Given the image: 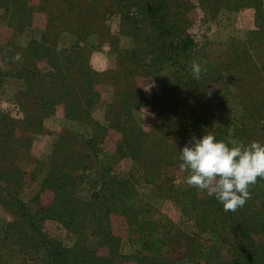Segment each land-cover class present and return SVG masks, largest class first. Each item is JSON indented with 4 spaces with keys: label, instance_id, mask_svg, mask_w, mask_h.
Masks as SVG:
<instances>
[{
    "label": "trees",
    "instance_id": "obj_1",
    "mask_svg": "<svg viewBox=\"0 0 264 264\" xmlns=\"http://www.w3.org/2000/svg\"><path fill=\"white\" fill-rule=\"evenodd\" d=\"M63 1L69 8H62ZM233 1L226 0L225 7L230 10L241 8L240 12L245 9L251 11L250 21L254 25L249 29L251 36L239 43L244 51L241 56L253 59L252 50L261 49L264 52V2L235 0L240 5L234 6ZM39 2L22 0L19 9L12 11L7 23L14 29L22 30L31 24L34 12L42 15L44 27L39 39H30L28 47L15 49V53L11 52L14 50L11 45H5L0 57V65L3 66L0 71L2 68L8 70L3 64L8 67L15 65L21 74L29 64L24 59L37 57L34 66L35 73L38 69L39 74L35 76L43 83L39 99L44 103L39 109L55 108L60 104L63 107L62 117L87 124L90 133L82 138L83 156L70 148L60 151L66 139L59 136V145L53 147L48 157L47 174L39 184L38 195L28 203H23L18 196L25 186L24 180L20 179L22 174H19L20 177L13 175V180L7 179L0 196L3 205L12 209L15 220L5 226L0 236V248L6 250L5 240L9 236H17L18 242H9L14 247L9 250L12 254L4 264L15 263L16 257L19 260L17 264H264V179L258 178L256 184L250 186L251 198L243 207L235 212H225L222 205L207 196L206 192L189 186L177 188L171 183L172 179L165 176L168 188L164 200L169 203L166 208L169 213L161 212L153 204L139 198L136 189L138 179L134 175L135 171H146L150 164L147 165L144 158L150 156L152 149H157L159 144L151 141L150 131L135 125L131 119L128 122L132 110L143 104L152 108L153 114L155 107H159V111L156 110L158 119L160 116L165 118L173 112L176 104L173 92L185 93L186 101L193 104L191 113L195 115L198 112L200 119L197 120L203 121L217 139L264 143V62L257 66L246 58L235 66L237 58L240 59L237 54L240 46L233 41L217 57L221 60L218 61V72L212 78L199 76L201 80L196 83L188 72V64L196 58L205 57L206 51L204 43L199 47L201 39L196 37L195 40L192 31L190 12L197 6L186 2L58 0L59 4L54 7L50 0ZM217 7L219 5L215 9ZM111 13L119 15L120 25L125 23L127 27L122 32L133 39L130 47L116 49L114 70L97 74L88 65L89 51L70 52V49L57 48L56 39L64 32L76 36L78 40H86L91 34L102 40L106 38L103 36L105 33L109 37L114 36L116 32L113 33L105 23V18ZM207 13L214 12L209 9ZM199 27L203 29L201 33L204 37L208 26L200 24ZM73 48H77V43ZM17 53L21 56L19 61L13 59ZM38 62L46 64V72L37 68ZM166 68L173 69L175 73L170 96L161 90L159 94L148 97L142 87L128 85V81L136 75L156 80ZM229 72L238 74V78L227 76ZM105 76L111 79L113 85L124 83L127 87V90L124 88L117 93L127 98L120 102L122 107L128 104L125 109L127 119L114 128L102 125L90 112L99 95L94 85ZM239 84L245 86L233 95L229 87ZM255 87H258L257 92ZM212 90H217V94ZM53 92H57V98H52ZM169 97L172 100H168ZM212 99L217 100L215 104L220 111L217 115H210V120L202 102L208 106ZM232 100H238L242 109L238 116L232 113ZM26 125H31L28 119ZM110 135H115V140L120 137L110 155L111 161L102 172L99 171L96 181L89 178L88 195L82 198L76 193L73 174L77 173L84 158H91L94 162L98 154L104 152L101 145L108 141ZM127 158L136 167L128 173L126 170L121 178L117 172L126 169L121 160ZM1 163L0 179L7 176ZM117 168L120 169L114 171ZM38 171H43L42 164ZM36 179L33 176L30 180L35 182ZM40 193L51 195L45 205L41 204ZM33 204L39 206L37 210H33ZM181 218L192 222L194 231L182 230L176 222ZM46 220L60 225L71 244L44 232L43 223ZM123 240L131 247L137 243L140 248L126 254L121 248ZM175 243L180 248L182 243H186V252H174L172 246Z\"/></svg>",
    "mask_w": 264,
    "mask_h": 264
},
{
    "label": "rangeland",
    "instance_id": "obj_2",
    "mask_svg": "<svg viewBox=\"0 0 264 264\" xmlns=\"http://www.w3.org/2000/svg\"><path fill=\"white\" fill-rule=\"evenodd\" d=\"M22 0H3L0 2V57L2 56V51L6 48L5 45H11L14 49L11 52L15 53V49L28 47V41L30 39H39V35L44 25L42 23V15L40 13L34 12L32 14V22L26 25L24 29L18 30L14 29L13 26L8 25V20L12 17V11L19 9ZM49 0H40L39 4ZM74 1V0H73ZM180 2H186L188 5L197 6V8L191 10L190 15L192 19V31L196 37L201 39L198 43L201 48L204 43V51H206V56L201 58H196L188 64V72L191 78L197 83L200 81V77L212 78L215 72L220 69L218 56L225 52L226 47L230 42L236 41L240 46L237 50L238 56L235 61V66L242 63L246 58H250L247 55L241 56L242 45L239 43L241 41L247 40L251 35L249 34V29L253 28V23L251 20V11L248 9L240 12L239 9L230 10L225 7L226 0H178ZM264 2V0H262ZM38 2V1H37ZM53 7L58 5V0H50ZM76 2V1H75ZM78 2V1H77ZM74 3V2H73ZM235 5H240L239 2L235 0L231 2ZM4 4L3 6H1ZM72 4V3H71ZM219 5V8L215 7ZM84 6V5H82ZM10 7V9H9ZM66 2H62V8L66 9ZM247 8V6H246ZM214 13H207L208 10ZM215 9V10H214ZM206 10V12H204ZM214 10V11H213ZM216 12V13H215ZM212 17H216L212 19ZM105 22L108 28L115 35L109 37L107 33L103 36L106 37L102 40L96 34H91L85 40H78L76 36L64 32L59 38H57V48L58 49H70V52L75 51H89L88 55V65L90 69L99 74H107V72L115 69V52L116 49L128 48L133 43V39L130 35L125 34L127 27L125 23L120 25V18L117 14H110L105 18ZM201 20H203L201 22ZM200 21V22H199ZM207 25L208 29L205 31V36H202L199 25ZM81 27V26H80ZM198 27V28H197ZM191 31V32H192ZM109 37V38H108ZM52 39V38H51ZM52 41H55L52 39ZM75 43H77V48H73ZM198 47V49H199ZM69 53V52H68ZM253 55L252 61H254L257 66L264 62V52L261 49H256L251 51ZM71 54V53H70ZM29 56L24 59V62L29 61L28 66L25 71L19 74L20 70H16V66L7 67L8 70L2 68L0 71V162L4 166V172H6V178L0 179V190L4 188L7 179L13 180V175L19 176L21 180H24L25 186L19 192V199L23 203H28L29 200L35 196L39 189L40 182L44 179L46 170L48 168L49 155L53 147L58 146L57 143L59 136H64L66 142H63V147L60 151L66 149H71L76 153L82 155L83 143L82 138L89 136L90 128L87 124L82 122H74L62 117L63 107L57 105L55 108L50 109H39L40 104H44L43 101L39 99L43 92V87L38 76V69L35 73V66L37 62V57L32 58ZM226 59V58H225ZM223 61V60H222ZM193 63H197L201 67L200 77L198 79L194 78L191 72V66ZM37 68L41 71H47L46 64L44 62H38ZM34 66V67H33ZM0 67H3L0 65ZM9 68L11 70L9 71ZM26 74V76H25ZM227 76H232L238 78V74L233 72L226 73ZM175 73L173 69L166 68L161 71L156 80H151L149 77H141L136 75L133 80L128 81V85L131 87L140 86L146 92V96L151 97L153 95L162 92L169 93L173 92V85L175 83ZM226 78V77H224ZM124 84V83H123ZM122 83L115 86L111 83V79L105 76V79L94 85V90L99 94L97 96V102L92 106L90 112H93V117L99 121L102 125L117 127L118 125L126 122L125 109L128 108V104L121 106L120 102L126 101L127 98L121 95H117L118 91L127 90V87ZM122 85V87H120ZM244 85L230 86L229 90L234 95L235 92H239ZM247 86V85H246ZM46 87V86H45ZM256 88V87H255ZM258 87L255 89L257 92ZM217 94V90H212ZM212 92V94H214ZM51 93V92H50ZM170 96V95H169ZM172 97L176 99L175 107L172 113H168L165 118L160 116L158 119L156 110L159 111V107H155V114L151 112L147 104L143 106H138L136 109L132 110L131 121L136 125L138 124L145 131H150V135L153 143L159 144V147L152 149L150 156L145 157L143 160L149 167H146V171H135L134 175L138 179L137 183V194L143 202L147 201L154 205V207L161 212L169 213L166 208L169 207V203L164 200V195L167 192L168 182L165 180L167 178L172 179V182L177 188H182L187 186L185 184V177L188 175L181 167L179 162V151L188 144L193 136L200 137L210 130L203 121H198L199 113L193 115L190 111L192 105L186 101L185 93L173 92ZM52 98H57V92H53ZM168 100H172L170 97ZM150 99H148L149 101ZM216 99H212L208 106L202 102L203 107L207 108L206 116L211 120L210 115H217L216 113L220 111L217 104H215ZM231 109L233 110V115H239L242 111L238 100L231 101ZM44 109V110H42ZM201 112H203L201 110ZM204 113V112H203ZM45 114L44 118L40 120V117ZM196 116V117H194ZM27 119L31 122V125H26ZM200 119V118H199ZM201 119L205 120L204 117ZM115 135H110L107 137V142L102 144L103 153L98 154V158L93 162V159L84 158L79 165L77 173H74L75 178V189L76 193L85 198L89 192V178L96 181L98 179L99 171L102 172L105 169V165L109 164L111 161V154L115 150L116 142L120 140L118 136L115 140ZM161 146V147H160ZM59 151V150H58ZM170 156V158L168 157ZM178 161H177V160ZM127 164V162H129ZM123 166L126 168L122 172H117V174L122 178L125 176L124 173L127 170H132L131 168L136 167L132 164L130 159L121 160ZM143 162V163H144ZM42 164L43 171L40 173L38 168ZM112 165V164H111ZM110 165V166H111ZM117 166H115L116 168ZM122 168V166H121ZM117 168L114 171H117ZM9 173L11 175H9ZM35 176L37 179L32 182L30 179ZM81 176V177H80ZM165 181V182H164ZM166 183V184H164ZM95 185V182L94 184ZM42 196V205L44 202H48L51 195L47 193H40ZM2 198L0 196V236L3 234V230L7 224H10L15 220L12 209L5 207ZM33 210H37L38 205H31ZM178 221L179 227L186 232L194 231L192 222H188L186 218H181ZM43 231L49 236L55 237L63 241L65 244H71V240L68 238V234L65 230L57 223L46 220L43 223ZM17 236H9L5 240L6 250L0 248V264H4L12 254L9 250L14 247L10 245L9 242H18ZM22 238V237H21ZM122 241V251L124 253L134 252L135 249H139V244H134L131 247L130 244ZM182 248L179 247L178 243L173 244L172 248L174 252H186V243H182ZM180 248V249H179ZM183 261L187 262L186 259ZM16 262L19 263L18 257H16ZM10 264H17V263ZM21 264V262H20Z\"/></svg>",
    "mask_w": 264,
    "mask_h": 264
},
{
    "label": "clouds",
    "instance_id": "obj_3",
    "mask_svg": "<svg viewBox=\"0 0 264 264\" xmlns=\"http://www.w3.org/2000/svg\"><path fill=\"white\" fill-rule=\"evenodd\" d=\"M13 59L19 61L20 54ZM198 79L201 67L191 66ZM180 167L188 173L185 184L215 198L225 212H235L251 198L250 186L264 179V143L221 140L209 132L192 140L179 151Z\"/></svg>",
    "mask_w": 264,
    "mask_h": 264
}]
</instances>
